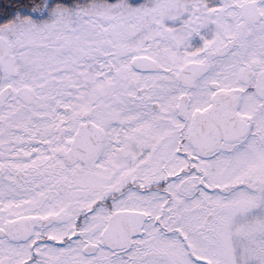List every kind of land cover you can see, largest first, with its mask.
I'll return each instance as SVG.
<instances>
[{
	"label": "snow or ice",
	"instance_id": "6c2138e0",
	"mask_svg": "<svg viewBox=\"0 0 264 264\" xmlns=\"http://www.w3.org/2000/svg\"><path fill=\"white\" fill-rule=\"evenodd\" d=\"M0 264H264V0H0Z\"/></svg>",
	"mask_w": 264,
	"mask_h": 264
}]
</instances>
